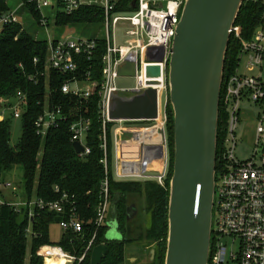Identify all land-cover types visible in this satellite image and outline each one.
I'll list each match as a JSON object with an SVG mask.
<instances>
[{
  "label": "built area",
  "instance_id": "built-area-1",
  "mask_svg": "<svg viewBox=\"0 0 264 264\" xmlns=\"http://www.w3.org/2000/svg\"><path fill=\"white\" fill-rule=\"evenodd\" d=\"M119 1L91 0L87 3L88 5L99 3L103 8L104 32L97 34L96 37L74 34L60 37L53 36L50 32L52 22L54 27L58 28L57 14L59 12L72 14L84 5L82 0H19L16 7L0 13V34L4 33L8 26L16 24L21 25L23 31L26 26L21 12L27 9L32 15L28 7V4H32L40 13L38 26L43 28L48 36L45 38L47 56L44 66L29 75V79L35 84L43 81L46 86L43 100L39 102L43 109L34 121L36 134L41 139H46L51 130L60 128L62 123L72 118L69 123L71 141L73 143L78 141L84 147V151L77 154L84 157L91 151L87 143L92 125L91 118L81 108L78 109V113L72 109L66 111L64 101L53 99L50 84L54 74L63 78L60 86L63 94H72L86 101L96 92L100 95L98 102L102 123L100 146L104 153L101 162L105 169V177L101 184L103 201L95 218L97 230L86 251L91 248L98 229L105 225L111 205L109 123H116L113 131L112 164L117 178H154L165 187L170 168L168 64L185 0H138L136 9L132 12L116 11ZM159 3L163 5L159 6ZM34 20L37 22L35 18ZM118 27L124 30V42L121 44H117ZM233 32L236 37L241 38L240 26L235 25ZM99 36L104 39L106 47L100 58L101 76L96 78L92 65ZM161 56L163 61L157 62ZM245 58L248 59L249 68L261 64L264 60V27L258 28L252 39L241 42L236 71L223 82L222 101L228 114V125L221 165L216 171L213 249L210 264H226L229 260L236 261L237 264H264V112L258 119L253 157L247 161H240L235 154L237 145L235 131L241 114V101L246 98L264 102V80L240 73V66ZM34 60L38 62V58ZM130 63L135 66L136 84L131 89L119 88L116 80ZM149 65H160L161 75L148 76ZM152 82L154 84H151ZM149 87H154L158 91L156 118L128 121L110 118V99L114 93L131 96ZM27 97L25 93L20 92L4 104L10 109L13 118L22 116L27 105ZM0 103V107L3 106L1 99ZM4 117L7 116L0 112V118ZM124 122L136 124H122ZM125 131L131 132L132 135L124 137ZM226 143H230V146L226 147ZM260 151L262 153L257 161ZM155 162L158 163V167H155ZM3 187L12 192L18 190V186L10 181L0 182V192ZM55 189L59 191L58 186ZM4 204L14 206L16 209L29 206L31 215H34L35 208L63 213L66 211L65 204H69L70 215L67 219L62 218L59 225L63 230L72 229L76 233H82L84 230L85 223L75 213L76 208L71 207L75 202L69 201L66 192L57 200L34 197L30 201L27 199L13 201L0 194V205ZM40 253L45 264L48 260L58 261L63 258L73 263L75 259L82 261L85 257V253L80 257L73 256L58 245H44Z\"/></svg>",
  "mask_w": 264,
  "mask_h": 264
},
{
  "label": "trees",
  "instance_id": "trees-1",
  "mask_svg": "<svg viewBox=\"0 0 264 264\" xmlns=\"http://www.w3.org/2000/svg\"><path fill=\"white\" fill-rule=\"evenodd\" d=\"M135 0H120L116 8L118 12H132ZM138 1V0H136ZM28 7L37 20L39 11L35 6ZM11 8L8 0H0V13ZM103 8L99 3L84 4L72 14L59 12L56 25L58 28L80 26L88 37H96L95 28L103 22ZM236 26L241 28V38L233 32L226 56L224 80L235 73L239 61L241 42L252 39L256 30L264 27L263 0H244ZM17 37V38H16ZM105 41L99 36L93 69L96 78L101 76L102 63L100 58L105 51ZM47 56V40L40 38L37 30L27 27L21 31V25H10L0 34V99L12 98L20 92L25 93L27 105L22 113V133L16 145L11 143L12 117L0 118V169L11 170L15 165L23 169L24 191L28 201L34 197L45 200L60 199L67 193L69 201H74L77 213L84 221L82 233L72 229L63 231L58 241L51 239L50 229L70 215V205L65 204L66 211L58 213L49 209L35 208L30 214L29 206L16 209L7 204L0 205V264H45L40 253L44 245L61 246L69 254L80 257L72 264H93L91 254L95 246L104 243L105 254L97 264H122L125 261L126 247L131 243H149L155 245L156 256L153 264H164L168 239V207L170 196V179L173 174L174 158V118L171 105L168 107L169 122V155L170 168L165 187L154 180H124L115 175L113 166L114 138L116 123L108 126L110 156V202L111 217L117 222V230L121 238L107 239V224L100 227L91 248L86 251L89 241L97 230L95 218L103 201L101 184L105 177L104 165L101 162L103 150L100 146L102 123L99 115L98 102L100 95L96 92L88 101L63 94L60 86L63 78L54 74L50 84L52 97L56 101H64L66 111H77L80 108L91 118L92 125L87 136L91 151L87 156L80 157L71 141L70 121L62 123L60 128L50 131L46 139H41L35 131L34 121L42 111L39 102L43 100L46 86L43 81L36 83L29 75L43 68ZM38 58V62H35ZM89 65V64H88ZM87 68V66H86ZM223 94V89H222ZM77 109V110H76ZM228 114L221 97L218 126L217 171L221 165V156L225 148L227 136ZM56 186L59 191H56ZM132 208L128 211V208ZM137 211L134 214V211ZM46 264H50V260Z\"/></svg>",
  "mask_w": 264,
  "mask_h": 264
},
{
  "label": "water",
  "instance_id": "water-1",
  "mask_svg": "<svg viewBox=\"0 0 264 264\" xmlns=\"http://www.w3.org/2000/svg\"><path fill=\"white\" fill-rule=\"evenodd\" d=\"M243 3L244 0L184 1L168 64L174 158L164 264H210L226 56ZM136 6L135 0L133 8ZM156 61H163V56ZM147 72L148 76L158 77L161 67L149 65ZM157 114L158 91L154 87L131 96H111L112 120H151ZM73 147L76 153L84 151L78 141ZM111 211L108 232H112L110 228L117 229ZM151 254L153 258L155 248Z\"/></svg>",
  "mask_w": 264,
  "mask_h": 264
},
{
  "label": "rangeland",
  "instance_id": "rangeland-1",
  "mask_svg": "<svg viewBox=\"0 0 264 264\" xmlns=\"http://www.w3.org/2000/svg\"><path fill=\"white\" fill-rule=\"evenodd\" d=\"M19 0H8L9 5L11 8H14L17 6ZM84 4H87L91 0H82ZM92 1H99V0H92ZM47 11V9H46ZM49 12V11H47ZM22 18L24 21L25 26L33 31L37 30V33L39 34L40 38H47V33L46 31L36 25V22L33 18V16L30 14V12L27 9H24L22 12ZM50 32L53 36H66L69 34H74L75 36L81 35V36H88L87 33H84V29L80 26H67V27H59L56 28L54 27V24L52 22L50 26ZM104 29L101 24V26H98L95 28L93 33L96 34H103ZM117 33V44H121L124 42V30L121 29V27H118L116 30ZM248 59L245 58L240 66V73L245 74L248 76H255L257 78H262L264 80V60L262 61L261 64L249 68L247 66ZM135 66L133 64H128L125 70L121 71V75L117 78L116 83L119 88H127L131 89L135 86L136 80H135ZM10 98H3L1 99L2 105L0 107V112H3L7 117H12L11 116V111L9 108H7L4 104H6L8 101H10ZM241 108V114L240 118L238 121V125L236 127V137H237V145L235 149V154L237 159L240 161H247L251 159L254 155L255 151V141L257 138V125H258V119L259 115L264 112V102H255L253 100H249L246 98H243L240 104ZM12 133H11V143L13 145H16L21 137L22 133V124H21V119L20 118H13L12 117ZM122 124H127V125H134L136 123L134 122H124ZM119 125V123L117 124ZM230 143H226V147H229ZM262 151H260V154L257 157V161L259 160V157L261 155ZM142 181L150 180V179H142L138 178ZM136 180V179H132ZM2 181H10L14 185L18 186V190L16 192H12L10 189L7 188H2V192L0 194L10 200L13 201H21V200H26L25 196V191H24V178H23V169L21 165H15L11 170H1L0 169V182ZM111 211V205L109 209V213ZM108 213V216H109ZM112 226V225H110ZM112 232L116 233L119 238H121V235L117 229L110 228ZM109 231V230H108ZM62 228L58 223H54L51 225L50 229V235L51 239L54 241L59 240L62 237ZM148 245H152L147 243ZM145 248V247H144ZM155 248V245L152 247V249ZM156 256V255H155ZM156 259V258H155ZM226 264H237L236 261H231L229 260L228 263Z\"/></svg>",
  "mask_w": 264,
  "mask_h": 264
},
{
  "label": "crops",
  "instance_id": "crops-1",
  "mask_svg": "<svg viewBox=\"0 0 264 264\" xmlns=\"http://www.w3.org/2000/svg\"><path fill=\"white\" fill-rule=\"evenodd\" d=\"M130 135H132V133L128 132V131H125L123 133L124 137L130 136ZM155 167H158L157 162H155ZM119 179L140 180L138 178H119ZM142 179H150V180L156 181V179H154V178H142ZM136 212H138L137 209H136ZM62 231H64L63 228H62ZM62 234H63V232H62ZM106 238L107 239H117V238H119V236L116 233H114V231L113 232L107 231V237ZM146 244L147 243H139V242L128 244V246L126 247V256H125L126 258L122 264H153V261L155 258V256L152 258V254H151V249L153 246L152 245L147 246ZM105 251H106V246L104 243H101L98 246L94 247L93 252L91 254V260H92L93 264H97L100 261L102 256L105 254ZM50 264H72V263L67 262L63 258V259H60L58 261L50 260Z\"/></svg>",
  "mask_w": 264,
  "mask_h": 264
}]
</instances>
